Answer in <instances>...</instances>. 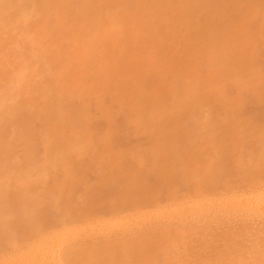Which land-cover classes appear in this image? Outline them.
<instances>
[{
  "label": "bare ground",
  "instance_id": "obj_1",
  "mask_svg": "<svg viewBox=\"0 0 264 264\" xmlns=\"http://www.w3.org/2000/svg\"><path fill=\"white\" fill-rule=\"evenodd\" d=\"M257 214L264 0H0V264H264Z\"/></svg>",
  "mask_w": 264,
  "mask_h": 264
},
{
  "label": "rangeland",
  "instance_id": "obj_2",
  "mask_svg": "<svg viewBox=\"0 0 264 264\" xmlns=\"http://www.w3.org/2000/svg\"><path fill=\"white\" fill-rule=\"evenodd\" d=\"M258 216H260V215H262V214H257ZM257 215H255V216H257ZM254 216H251V217H245V219L244 218H236V219H234V221L236 222V224L235 225H233V226H236L235 227V229L233 228V231L234 232H236V231H238V228H239V230L240 229H242V232H243V226L245 227V229H247V231H248V229H249V231L248 232H250V231H253L254 233H255V231L257 232V229H258V231H260V232H257V234H263V235H259V237H258V235H256V233H255V236H254V233H253V237H252V232H250L251 233V236L250 235H248L249 237H251V238H257L258 237V239L260 240V242H262L263 243V238H264V221L263 220H261L262 218H264L263 217V215H262V218H260V217H255L254 219ZM249 219V220H248ZM252 219V220H251ZM259 219V220H258ZM244 220L246 221V223L244 222ZM240 221V222H239ZM251 221V222H250ZM263 221V222H262ZM238 223V224H237ZM230 226H232V225H230ZM247 227V228H246ZM236 228H237V230H236ZM244 231H246V230H244ZM247 231H246V233H247ZM249 233V234H250ZM249 237H247L246 238V240L249 238ZM251 238H250V240H251ZM257 239V240H258ZM249 240V239H248ZM247 240V241H248ZM250 240L248 241V242H250ZM256 240V239H255ZM258 240V241H259Z\"/></svg>",
  "mask_w": 264,
  "mask_h": 264
}]
</instances>
